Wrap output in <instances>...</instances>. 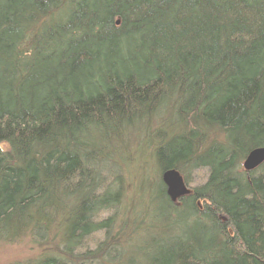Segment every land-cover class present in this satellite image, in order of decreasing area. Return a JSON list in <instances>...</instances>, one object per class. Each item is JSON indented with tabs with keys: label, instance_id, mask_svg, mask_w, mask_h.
Returning a JSON list of instances; mask_svg holds the SVG:
<instances>
[{
	"label": "trees",
	"instance_id": "16d2710c",
	"mask_svg": "<svg viewBox=\"0 0 264 264\" xmlns=\"http://www.w3.org/2000/svg\"><path fill=\"white\" fill-rule=\"evenodd\" d=\"M255 147L264 0H0V243L41 250L14 264H264Z\"/></svg>",
	"mask_w": 264,
	"mask_h": 264
},
{
	"label": "rangeland",
	"instance_id": "374dc122",
	"mask_svg": "<svg viewBox=\"0 0 264 264\" xmlns=\"http://www.w3.org/2000/svg\"><path fill=\"white\" fill-rule=\"evenodd\" d=\"M147 158V159H146ZM145 158V154H143V148L140 151H137L134 154V162L130 165V168L135 171L136 177H137V185L135 187V190L137 188L139 183L147 174L152 175L153 177L156 174V167L153 165L152 158ZM144 161L147 163V167L145 168ZM134 175V174H133ZM126 177L131 180L132 173H127ZM206 177V171L200 170L192 172L190 175L191 183L190 185H195L197 183H200L204 180ZM131 184V183H130ZM133 186L129 185L127 187L128 194L132 193ZM101 236L93 237L90 240V243H88L87 249H92L94 246V243L100 239ZM41 250L37 248L36 246L31 245L26 239H23L22 241H19L17 243L13 244H2L0 243V264H14L16 262H24L28 259H33L38 257V254Z\"/></svg>",
	"mask_w": 264,
	"mask_h": 264
},
{
	"label": "water",
	"instance_id": "95a60500",
	"mask_svg": "<svg viewBox=\"0 0 264 264\" xmlns=\"http://www.w3.org/2000/svg\"><path fill=\"white\" fill-rule=\"evenodd\" d=\"M264 161V147L251 149L244 159L245 169H253ZM162 182L166 187L168 196L175 200L188 191V185L184 181L180 172L174 168L166 169L161 174Z\"/></svg>",
	"mask_w": 264,
	"mask_h": 264
}]
</instances>
